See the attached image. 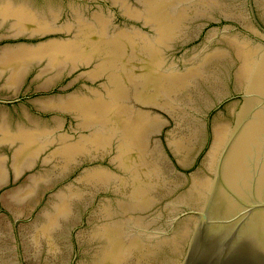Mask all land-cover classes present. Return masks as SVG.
I'll use <instances>...</instances> for the list:
<instances>
[{
  "label": "water",
  "instance_id": "1",
  "mask_svg": "<svg viewBox=\"0 0 264 264\" xmlns=\"http://www.w3.org/2000/svg\"><path fill=\"white\" fill-rule=\"evenodd\" d=\"M0 264H264V0H0Z\"/></svg>",
  "mask_w": 264,
  "mask_h": 264
}]
</instances>
